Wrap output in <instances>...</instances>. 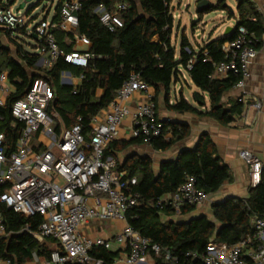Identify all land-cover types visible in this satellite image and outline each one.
Wrapping results in <instances>:
<instances>
[{"label": "trees", "instance_id": "1", "mask_svg": "<svg viewBox=\"0 0 264 264\" xmlns=\"http://www.w3.org/2000/svg\"><path fill=\"white\" fill-rule=\"evenodd\" d=\"M118 1L128 3L129 8L122 14L123 27L110 32L100 22L98 8L103 5L111 9ZM172 1L82 0V8L78 13V31L90 39L89 51L94 56L90 65L85 68L71 65L59 58L53 67L45 69L39 62L47 52L46 44L44 40L36 39L30 34L27 23L19 24L13 29L0 27V34L9 41V45H5L0 39V74L6 72L15 89L8 97L6 106L0 107V130L5 134L7 154L15 150L19 132L23 127L13 117L12 105L25 96L39 77L49 81L53 88L54 98L49 112L58 113V134L81 120L88 136L92 118L107 110L117 91L134 73L139 74L154 88L156 95L161 91L165 92L169 110L210 117L223 125H230L236 117L241 116L244 103L234 100L227 107L223 103L224 94L235 87L239 77L230 75L224 79H212L211 76L215 72L214 63L224 59L222 44L234 37L238 26L244 25L255 31L260 38L257 47H261L264 33L261 14L251 0H236L239 16L231 34L209 41L199 51L194 50L187 37L183 36L177 55L171 41L174 25ZM15 3L16 0H9L7 3L0 0V9L11 7ZM39 3L40 0L26 14L30 16L39 7ZM61 3L62 0H58L55 5L52 20L59 19ZM225 3L226 0H217L215 4L210 2L209 8L199 13L226 10L229 7ZM47 13L43 21L47 20L50 10ZM55 34L62 50L71 52L74 49L70 35L60 31ZM22 37H29L31 41L27 42ZM206 51L208 55L205 54ZM207 56L209 60L205 61ZM190 61L191 69L188 68ZM183 70L202 92L197 93V102L204 105V94L209 96V110L203 111L194 107L184 98L183 91L176 102L170 104L172 87L174 82L183 80ZM66 71L78 78L83 76V79L77 86L62 84L61 75ZM154 101L156 102V96ZM168 125L172 131L170 140L151 141L149 145L153 149L167 151L191 133L186 124ZM137 144L145 142L140 138L111 142L106 149V155L115 157V151L126 150ZM118 169L127 171L128 177L138 179L135 189L141 198L139 205L131 208L127 214L129 224L152 243L169 250L177 258L178 264L189 261L188 253H206L213 239L220 243L234 244L251 236V215L264 216V167L261 183L250 188L247 198H229L212 204L213 219L200 214L188 220H175V216L188 215L196 207L185 206L178 211L158 205L161 196L176 191L189 175L195 176L198 187L208 195L217 192L222 185L232 180L230 169L221 162L216 145L206 132L201 134L196 147L183 149L177 158L161 162L158 170L154 168L150 156L137 154L129 155L123 164L119 163ZM4 190L5 187L0 186V194ZM0 213L6 229V235L0 239V258L10 259L11 264H47L54 241L47 238L44 242H39L33 235L38 232L43 218L38 214L27 217L1 202ZM91 254L103 259L106 264H115L118 253L96 247ZM158 259L162 263V258Z\"/></svg>", "mask_w": 264, "mask_h": 264}, {"label": "built area", "instance_id": "2", "mask_svg": "<svg viewBox=\"0 0 264 264\" xmlns=\"http://www.w3.org/2000/svg\"><path fill=\"white\" fill-rule=\"evenodd\" d=\"M81 8L82 0H62L58 20H42L30 31L46 44L47 52L39 62L45 69L53 67L59 58L82 68L90 65L94 57L89 51L91 41L78 31ZM128 8V3L123 1L116 2L111 9L101 5L98 8L100 22L110 32H115L123 27L122 14ZM19 14L12 6L1 8L0 27L13 29L22 24ZM57 31L70 35L74 44L71 52L61 49ZM259 42L255 31L240 25L234 37L221 46L224 59L214 63L212 79L239 77L235 88L241 90L238 101L244 104L246 83L251 77V63L259 52ZM208 60L207 56L205 61ZM188 68H192V61ZM82 79L83 76L78 78L79 83ZM61 82L78 85L75 76L68 71L62 73ZM14 92L8 74L1 73L0 107L6 106ZM139 93L145 94L144 98L132 105ZM53 98L51 84L39 77L25 96L13 103L12 115L23 127L15 150L9 155L5 134L0 130V186L5 187L0 202L27 217L38 214L43 218L38 232L33 235L39 242L47 238L54 241L47 264H106L91 251L96 247L112 250L113 245L120 251L115 264H139L150 252L162 258L161 264H178L169 250L152 243L129 224V210L140 203L141 195L135 189L138 179L119 170L116 157L106 155L108 145L121 139L120 127L126 120H130L129 140L140 138L145 144L157 139L170 140V119L158 118L151 86L139 74H132L107 110L92 118L88 136L81 120L61 134L57 133L58 113L49 112ZM255 107L259 108L260 104L256 103ZM239 156L249 168V187H257L262 181V160L247 149L241 150ZM208 200V193L198 187L195 176L189 175L176 191L161 196L158 205L179 211L185 206H202ZM106 222L123 223L111 239L93 238L84 230ZM250 223L251 236L234 244L213 239L206 253H188L190 259L184 264H264V216L253 214ZM5 235L0 213V239ZM0 264H11V260L0 258Z\"/></svg>", "mask_w": 264, "mask_h": 264}, {"label": "crops", "instance_id": "3", "mask_svg": "<svg viewBox=\"0 0 264 264\" xmlns=\"http://www.w3.org/2000/svg\"><path fill=\"white\" fill-rule=\"evenodd\" d=\"M251 1L261 14L262 21L264 24V0ZM180 2H182V0H180ZM196 2L198 4V0H196ZM173 4L174 0L172 1V13L175 10ZM178 5L180 6L181 4L179 3ZM184 5L186 6L187 13H189V16H187L186 18L181 17V23L184 22L186 27L187 23H191L193 30L200 27L202 29L201 35L197 36V39L199 40L197 41V51H199V49L209 41L224 36L225 31L229 27V25H225L226 23L221 22V14H219L217 17L218 19H220V21L218 23L216 22L215 24H213L214 27L212 28L211 32L209 34H206L205 28L211 26L210 21L206 20V16L208 13L200 14L196 8V12L194 14H191L190 3L187 2ZM220 11L223 12L224 10ZM53 16L51 17V19L53 18ZM47 20H50L49 15ZM232 27L235 28V26ZM177 55H179V53ZM184 79L182 81H184ZM182 81L174 82L171 94L172 92H175L176 96L175 99H173L172 96L170 97V104H174L179 98L181 92L183 91L184 98L188 100L194 107L203 111L209 110L211 107L209 96L207 94H204V105L197 102L196 96H194L193 101H190L189 97L185 95L184 87L181 83ZM190 82L191 93H202L200 89H198L193 84L191 78ZM75 83L79 84L78 77L76 76ZM151 91L154 96H156L155 103L157 105L158 118L164 121L170 119L169 124H186L190 127L191 133L187 138L178 141L171 149L167 151L155 150L149 144H137L129 146L126 150H117L114 152V155L117 158L118 162L120 164H123L129 155L137 154L142 156H150L153 160L154 168L158 170L161 162L177 158L179 153L183 149H190L196 147L201 134L206 132L212 137L216 145L217 154L220 157L221 162L227 165L230 169V172L232 174V180L222 185V187L217 192L209 194V200L202 206L196 207L192 213L188 215L175 216L174 219L186 220L200 214H205L211 219H213V203L223 201L229 198H247L249 196L250 190L249 168L245 164V162L240 158V151L247 149L254 152L257 156L260 157L264 165V33L262 35V45L259 48L258 55L256 59H254L251 63V77L246 83L247 94L245 95L246 103L244 106L243 114L241 116L236 117V120L230 125H223L219 121L206 116H199L187 112L179 113L169 110L166 106L165 92L161 91L158 95H156V91L152 87ZM241 93V90L235 87L232 88L230 91L226 92L223 97L224 105L226 107L230 106L234 100H238ZM144 96L145 94L139 93L131 102V104L134 105L136 100H141L142 98H144ZM256 103L260 104L259 108L255 107ZM129 125L130 120H126V122L122 126L124 137H121V141H129ZM166 219L169 218L166 217ZM122 226L123 223L121 222H106L101 226H89L88 228L86 227L84 230L88 235L92 236L93 238L103 236L108 239H111L113 238L114 233ZM111 251L118 253L117 257L119 256L120 251H118L117 245H113ZM139 264H161V262L153 253L150 252L141 260Z\"/></svg>", "mask_w": 264, "mask_h": 264}, {"label": "rangeland", "instance_id": "4", "mask_svg": "<svg viewBox=\"0 0 264 264\" xmlns=\"http://www.w3.org/2000/svg\"><path fill=\"white\" fill-rule=\"evenodd\" d=\"M2 1L4 3H7L9 0H2ZM209 1L212 3L217 2V0H209ZM21 2L22 0H16V3L12 6L14 12H16V8L19 6ZM57 2L58 0H40L39 7L36 10H34L30 16L26 14L27 11L23 10L20 12L18 17L21 19V22H23L22 24L25 23L28 24L29 31H31L35 27V25H37L39 22L43 20V18L48 14L47 12H49V10H50L49 18L51 19V17L54 15L55 5L57 4ZM187 2L190 3L191 5L190 13L194 14L196 12V8L198 5L196 0H182V2H180V0H174V4H173V7H175V10L173 12L175 17H174V25L172 30L171 41L173 46L176 48L177 53L180 52L183 36L187 37L190 45L193 47L194 50L197 51L198 50L197 41H199L197 39V36L201 35L202 33L201 27L193 30L191 23H187V27L185 26L184 22L181 23V17L186 18L187 16H189V13H187L186 6L184 5ZM179 3L181 4L180 6L178 5ZM226 4L229 8H227L223 12L217 10L207 14L206 20L210 21L211 26L205 28L206 34H209L211 32L212 28L214 27L213 24H215L216 22L218 23L220 21V19L217 18L219 14L222 15L221 22L226 23L225 25H229V27L236 26L237 16H239L237 12V2L236 0H226ZM47 6L48 8L46 9L45 7ZM231 9L233 10L232 11L233 13L230 12ZM0 38L5 45H9V41L7 40V38L4 37V35H0ZM22 38L27 42L31 41L29 37H22ZM183 74L185 75V79L183 76L184 81H182L181 83L182 86L184 87L185 95L189 97L190 101H193L195 93L194 92L191 93L190 91V86H191L190 77L185 70H183ZM178 95H179V91H178ZM171 96L173 99H175L176 93L172 92ZM122 126L120 127V132H121V137H124Z\"/></svg>", "mask_w": 264, "mask_h": 264}, {"label": "water", "instance_id": "5", "mask_svg": "<svg viewBox=\"0 0 264 264\" xmlns=\"http://www.w3.org/2000/svg\"><path fill=\"white\" fill-rule=\"evenodd\" d=\"M39 0H22V2L19 4V6L16 8V13H20L21 11L25 10L28 11L30 9L31 6L35 5L36 3H38ZM225 5H227L225 3ZM210 6V1L209 0H201L200 2H198L197 5V10L198 12L203 11L207 8H209ZM173 10V8H172ZM232 10V9H231ZM233 11V10H232ZM234 31V27H228L225 31L224 35H229ZM36 39H38V36L36 34H32ZM195 96L197 97V94H195Z\"/></svg>", "mask_w": 264, "mask_h": 264}]
</instances>
